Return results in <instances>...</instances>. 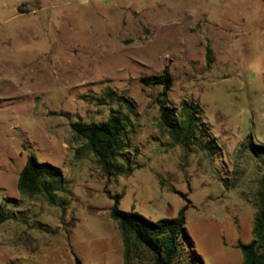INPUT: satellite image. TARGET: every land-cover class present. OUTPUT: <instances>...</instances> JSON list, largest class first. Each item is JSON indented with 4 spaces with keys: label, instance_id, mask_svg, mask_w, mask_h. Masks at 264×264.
I'll use <instances>...</instances> for the list:
<instances>
[{
    "label": "rangeland",
    "instance_id": "1",
    "mask_svg": "<svg viewBox=\"0 0 264 264\" xmlns=\"http://www.w3.org/2000/svg\"><path fill=\"white\" fill-rule=\"evenodd\" d=\"M166 66L169 106L195 103L207 130L189 147L161 125L162 87L140 81ZM112 110L129 117L130 174L108 175L70 127ZM253 145H264V0H0V202L27 220L0 226L33 239L26 264H122L115 196L152 220L189 200L179 263L195 264V249L205 264H244L231 246L253 237L264 176ZM31 153L62 168L56 205L18 190ZM132 263L152 264L142 252Z\"/></svg>",
    "mask_w": 264,
    "mask_h": 264
},
{
    "label": "trees",
    "instance_id": "2",
    "mask_svg": "<svg viewBox=\"0 0 264 264\" xmlns=\"http://www.w3.org/2000/svg\"><path fill=\"white\" fill-rule=\"evenodd\" d=\"M212 53L213 50L208 45L206 50L208 66H211L213 62ZM173 80L168 66L161 73L140 78L145 86L162 87L158 99L161 125L175 144L189 147L196 144L207 130L201 129L197 123L200 108L195 103L184 102L179 112L169 106L167 95L173 86ZM128 125L129 117L119 110H112L105 121L77 120L70 123L75 137L82 140L83 147L95 155L108 175L130 174V171L127 173L124 167V162L129 159L124 154V150L128 147L126 136ZM211 141L209 140L205 145L209 150L214 147ZM252 150L261 156L264 154V145H253ZM63 179L60 166L39 161L37 155L31 153L19 173L17 187L24 196L31 199L43 196L48 203L56 205L57 191L62 188ZM180 194L186 198L185 194L181 192ZM119 200V196L114 197L110 216L121 232L124 264H133L132 260L139 252L144 253L152 264H180L182 241L191 240L186 228L189 200L186 199V204L179 210L176 217L158 220H152L134 208L129 212L121 210ZM10 201L12 200L7 199V202ZM7 202H0V224L9 220L27 222L25 213L20 211L17 214L9 208ZM255 203L257 211L252 228L253 238L249 243L239 240L236 245L243 253L244 264H264V176L260 179ZM191 256L195 264H205L203 257L195 249ZM74 259L75 264H84L77 255H74Z\"/></svg>",
    "mask_w": 264,
    "mask_h": 264
},
{
    "label": "crops",
    "instance_id": "3",
    "mask_svg": "<svg viewBox=\"0 0 264 264\" xmlns=\"http://www.w3.org/2000/svg\"><path fill=\"white\" fill-rule=\"evenodd\" d=\"M253 224H254V221H253ZM18 230H19L18 228L13 229L11 227L0 226V264H7L9 262H21L22 264H26L33 257L34 255L33 247H30V248L26 246L22 247V244L33 243V239L31 237L30 238L18 237L17 236V233L19 232ZM25 230L24 232H26ZM237 240L238 238L236 239V241ZM235 242L232 243L231 249L235 250L234 246L237 245V243L235 244ZM5 243H6V246H5ZM244 243H247V242H244ZM17 247H22L21 251H18ZM36 247H39L40 249L42 248V246H36ZM120 247L121 245H119L117 249L119 251L118 260L119 262H122L123 264V254L120 255V251H121ZM236 249H239V248L236 247ZM109 262L111 261L109 260ZM74 264H75V261H74Z\"/></svg>",
    "mask_w": 264,
    "mask_h": 264
}]
</instances>
